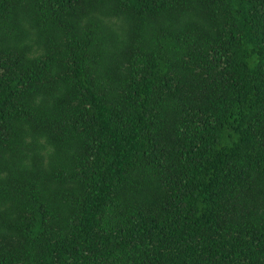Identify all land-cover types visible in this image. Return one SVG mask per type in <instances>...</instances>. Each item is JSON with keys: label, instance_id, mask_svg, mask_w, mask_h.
Masks as SVG:
<instances>
[{"label": "trees", "instance_id": "trees-1", "mask_svg": "<svg viewBox=\"0 0 264 264\" xmlns=\"http://www.w3.org/2000/svg\"><path fill=\"white\" fill-rule=\"evenodd\" d=\"M0 264H264V0H0Z\"/></svg>", "mask_w": 264, "mask_h": 264}]
</instances>
